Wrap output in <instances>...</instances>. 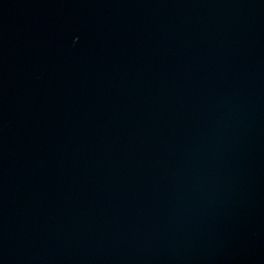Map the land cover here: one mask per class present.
Listing matches in <instances>:
<instances>
[{
  "label": "water",
  "instance_id": "water-1",
  "mask_svg": "<svg viewBox=\"0 0 264 264\" xmlns=\"http://www.w3.org/2000/svg\"><path fill=\"white\" fill-rule=\"evenodd\" d=\"M0 264H264V0H0Z\"/></svg>",
  "mask_w": 264,
  "mask_h": 264
}]
</instances>
